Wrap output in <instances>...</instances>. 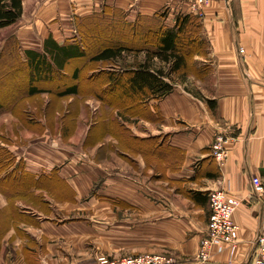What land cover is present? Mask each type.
<instances>
[{
    "label": "crops",
    "instance_id": "1",
    "mask_svg": "<svg viewBox=\"0 0 264 264\" xmlns=\"http://www.w3.org/2000/svg\"><path fill=\"white\" fill-rule=\"evenodd\" d=\"M21 7L18 21L24 31L34 30L24 41L38 43L40 49L31 51L40 54L48 40L74 43L81 17L119 15L133 25L157 18L172 28L178 15L188 14L190 42L198 46L188 61L198 62L192 61V81L173 82L155 99H137L134 113L115 118L114 144L97 151L101 160L83 154L78 162L73 152L59 165L41 155L33 162L24 157L19 170L31 177L33 195L53 176L69 195L58 205L46 199L48 212L7 213L0 264H97L98 256L140 253L170 254L176 264H191L208 221V192L223 188L245 199L250 177L264 180V0H211L199 12L179 0H21ZM188 82L195 88L187 89ZM216 134L232 138L221 167L210 152ZM104 154L111 156V168ZM6 202L2 196L0 207ZM79 205L95 217L70 215ZM232 218L239 227L235 255L229 262L227 252L214 254L212 264L250 262L254 237L264 230V205L244 200Z\"/></svg>",
    "mask_w": 264,
    "mask_h": 264
},
{
    "label": "rangeland",
    "instance_id": "2",
    "mask_svg": "<svg viewBox=\"0 0 264 264\" xmlns=\"http://www.w3.org/2000/svg\"><path fill=\"white\" fill-rule=\"evenodd\" d=\"M115 17L111 15V22L93 16L81 17L79 19L83 22L81 32L78 30L77 22L73 39L79 41L81 38L83 42L81 48L85 47L89 52L108 42L115 45L125 42L123 44L127 46L129 44L134 46L130 39L121 36L123 32L117 29L120 22L114 20ZM23 25L25 24L22 19L19 21L17 19L13 24L0 28V191L6 193L5 196L8 198L6 199L0 192V198L3 196L8 201L5 207H0V229L7 224L5 215L7 213L15 215L18 208L43 213V210L50 211L46 199L56 200L57 205L59 204L57 200L68 199L67 185L56 176H53L49 183L42 184L44 188L33 195L30 178L26 175L21 177L15 175L17 169L24 168L25 156L33 162L41 155L49 164L59 165L70 159L66 157L70 152L74 153L71 159H78V162L81 160L77 155L83 154L87 156L85 159L96 161L102 159V153L98 154V150L112 149L114 144L110 136L113 128L112 120L129 115L128 110L123 108V105L128 103V91H125L121 85L106 89L108 80L104 70L124 74L128 68L145 57L144 52L136 54L133 50L127 51L113 62L93 64L97 67L93 74L103 72L102 74H92V76L90 72L72 80H68L64 75L71 69L82 67L83 63L66 62L61 70L63 75L60 72H58L60 75L53 72L52 75L46 74L45 77L30 82L29 65L24 53L27 50H39L40 45L24 41L34 36V30L24 31ZM94 25H98L99 28ZM101 26H108L109 29ZM57 30H61V26ZM42 32L44 35L45 30ZM148 36L154 39V34ZM194 60L198 62V59L188 61L189 65L185 69L184 76L174 75L172 81L179 82L184 78L192 81L191 67ZM88 67L90 64L86 65V68ZM72 83L77 85V92L62 95L63 89ZM29 84L41 91L30 93ZM187 86L186 88L190 90L195 88L190 82ZM119 112L122 116L118 115ZM103 157L110 162L109 168H111V156L104 154ZM45 179L42 177L41 181ZM96 183L90 196H94ZM79 206L80 209L73 206L70 215L75 217L92 213L95 217V211H86L82 209L84 205ZM62 212L64 211H58V214L62 215ZM140 254H126V256ZM105 256L115 259L113 256Z\"/></svg>",
    "mask_w": 264,
    "mask_h": 264
},
{
    "label": "trees",
    "instance_id": "3",
    "mask_svg": "<svg viewBox=\"0 0 264 264\" xmlns=\"http://www.w3.org/2000/svg\"><path fill=\"white\" fill-rule=\"evenodd\" d=\"M21 12V0H0V28L13 24L20 17ZM93 18H100L111 22V16L109 15H96ZM114 20L120 22V26H117V29L123 32L121 36L125 39H130L134 43V46L130 44V46H127L123 44L125 42L116 45L108 42L98 49L89 52L85 47L81 48L83 42L80 36L79 41L75 40L76 42L63 46H58L48 40L45 46V53L40 54L31 50H27L24 53L26 54L25 56L29 65L30 82H33L36 78L45 77L46 74L50 73L51 75L54 73L60 75L58 72L63 69L66 62L75 63L76 61H80L83 63L82 67L71 69V75L66 77L68 80L78 78L81 75L85 76L86 73L88 74L90 72L92 75L95 71L94 69L97 68L93 64L113 62L125 52L133 50L136 54L144 52L145 57L143 60L136 62L124 74H115L113 70H104L106 79L108 80L106 89L109 90L114 85H121L125 91H128V103L123 105V108L128 110L129 113H134L135 107L138 106V104L134 105L133 102L135 100L155 99L170 92L173 87L172 78L175 77L174 75L178 76V74L184 76V73H186L185 69L189 65L188 57L192 56L193 48L198 47L190 42L194 36L191 24L193 21L190 15H178L175 25L172 28H163L160 25L161 19L157 18L145 19L144 22L134 25L124 22L119 15ZM82 24V21L78 24V30L80 32L83 26ZM94 27L99 28L98 25H94ZM101 28L109 29L108 26H101ZM190 28L191 30H189ZM152 34H154L153 40L148 36ZM158 63L161 64L158 65ZM87 64H90V67L86 68ZM191 68L194 70V65ZM99 74L96 73L93 75ZM38 90L29 84L28 91L30 93L37 92ZM63 90L61 92L62 95L75 94L77 92V85L72 83ZM207 103L210 107H213L215 102L213 100H207ZM119 113L118 115L122 116V113ZM112 122L114 126L115 118ZM16 171L15 175L18 177L21 176L22 170L17 169ZM24 175L31 180L28 174L24 173Z\"/></svg>",
    "mask_w": 264,
    "mask_h": 264
},
{
    "label": "built area",
    "instance_id": "4",
    "mask_svg": "<svg viewBox=\"0 0 264 264\" xmlns=\"http://www.w3.org/2000/svg\"><path fill=\"white\" fill-rule=\"evenodd\" d=\"M179 1L185 2L190 11L199 12L211 0ZM231 140V137L223 134H216L212 139L210 152L220 167L228 158L227 146ZM207 197L209 206L208 221L191 264H212V256L223 252H227L228 261L231 262L237 249L239 229L232 216L244 200L254 198L264 205V180L259 175H252L245 199H240L223 188L210 190ZM253 243L254 252L248 264H264V230L255 235ZM96 262L97 264H176V260L170 254L151 253L125 256L119 259L98 256Z\"/></svg>",
    "mask_w": 264,
    "mask_h": 264
}]
</instances>
